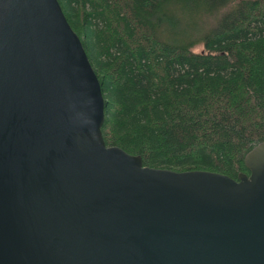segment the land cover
I'll list each match as a JSON object with an SVG mask.
<instances>
[{
  "label": "water",
  "instance_id": "95a60500",
  "mask_svg": "<svg viewBox=\"0 0 264 264\" xmlns=\"http://www.w3.org/2000/svg\"><path fill=\"white\" fill-rule=\"evenodd\" d=\"M58 0H0V264H264V140L237 179L107 146Z\"/></svg>",
  "mask_w": 264,
  "mask_h": 264
},
{
  "label": "trees",
  "instance_id": "16d2710c",
  "mask_svg": "<svg viewBox=\"0 0 264 264\" xmlns=\"http://www.w3.org/2000/svg\"><path fill=\"white\" fill-rule=\"evenodd\" d=\"M58 1L100 82L107 146L149 167L249 173L264 140V0Z\"/></svg>",
  "mask_w": 264,
  "mask_h": 264
},
{
  "label": "rangeland",
  "instance_id": "374dc122",
  "mask_svg": "<svg viewBox=\"0 0 264 264\" xmlns=\"http://www.w3.org/2000/svg\"><path fill=\"white\" fill-rule=\"evenodd\" d=\"M200 47H198V49H199Z\"/></svg>",
  "mask_w": 264,
  "mask_h": 264
}]
</instances>
